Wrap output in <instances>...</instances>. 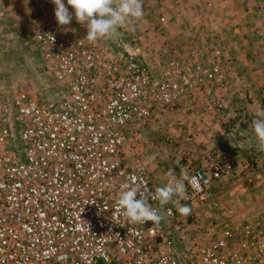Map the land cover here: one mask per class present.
Returning <instances> with one entry per match:
<instances>
[{
    "label": "built area",
    "instance_id": "obj_1",
    "mask_svg": "<svg viewBox=\"0 0 264 264\" xmlns=\"http://www.w3.org/2000/svg\"><path fill=\"white\" fill-rule=\"evenodd\" d=\"M69 29L65 36L49 24L35 33L46 66L63 86L60 99L21 90L11 102L0 101V264H251V246L264 242L253 239L250 223L224 226L208 242L179 245L174 233L198 210L218 205L214 182L234 174L232 159L208 154L207 165L180 164L158 184L121 151L133 124L186 94L201 90L211 97L216 87L222 96V46L212 48L206 63L172 57L155 68L139 42L128 48L119 37L90 42L77 21ZM222 99L211 102L222 107ZM183 169L199 187L185 180L186 191L161 206L155 188L170 175L181 178ZM132 176L163 216L158 226L131 224L116 211ZM184 205L188 216L178 212Z\"/></svg>",
    "mask_w": 264,
    "mask_h": 264
},
{
    "label": "rangeland",
    "instance_id": "obj_2",
    "mask_svg": "<svg viewBox=\"0 0 264 264\" xmlns=\"http://www.w3.org/2000/svg\"><path fill=\"white\" fill-rule=\"evenodd\" d=\"M65 4L72 21H77L67 0ZM143 9L135 26L117 28L103 44L118 37L123 48L139 42L155 68L172 57L206 63L212 48L222 46L217 61L226 85L222 96L216 87L211 97L196 90L133 124L121 148L125 160L142 163L163 184L180 164L205 166L212 153L229 157L235 171L226 181H215L218 205L198 210L183 225V232L175 230V236H181L179 245L208 242L221 236L224 226L250 223L253 239L264 242V233H258L264 221V180L257 176L259 164L264 166V151L258 149L252 128L257 112L264 110V0H143ZM49 24L65 36L70 31V24H58L51 0H0L3 103L21 90L41 100L62 96L63 86L46 66L35 40L37 29ZM82 27L87 31L86 24ZM229 96L234 99L225 107L211 102ZM249 254L251 264H264L257 260L264 247L253 244Z\"/></svg>",
    "mask_w": 264,
    "mask_h": 264
},
{
    "label": "clouds",
    "instance_id": "obj_3",
    "mask_svg": "<svg viewBox=\"0 0 264 264\" xmlns=\"http://www.w3.org/2000/svg\"><path fill=\"white\" fill-rule=\"evenodd\" d=\"M55 5V17L61 26L69 25L72 14L65 0H51ZM67 5L74 9L76 20L87 26L86 40L98 41L116 32L129 20H139L144 15L143 0H67ZM54 40V37H52ZM258 119L252 121L253 132L257 138L258 149L264 151V110L257 112ZM185 180L195 187H199L196 177H189L187 170L183 169L181 178L177 179L170 175L167 185L155 188L153 198L157 199L161 206L172 201L174 195H182L186 191ZM145 190L139 186L135 176L131 177L130 183L122 185V192L115 201L116 211L121 212L131 224H144L152 221L158 226L163 216L152 208L144 195ZM140 199H137V194ZM183 216L191 213V208L184 205L178 209Z\"/></svg>",
    "mask_w": 264,
    "mask_h": 264
},
{
    "label": "crops",
    "instance_id": "obj_4",
    "mask_svg": "<svg viewBox=\"0 0 264 264\" xmlns=\"http://www.w3.org/2000/svg\"><path fill=\"white\" fill-rule=\"evenodd\" d=\"M23 0H19V2L21 3ZM233 99L234 98H230V96H229V98H223L222 99V106L223 107H225V106H227V105H229L230 103H231V101H233ZM217 110V109H216ZM261 161H262V158H261ZM260 165V167H261V169L258 171L259 172V174H257V176H259V177H261V179H263L264 180V166L262 165V164H259ZM258 165V166H259ZM221 180H222V178H220ZM220 179H218L217 180V182L220 180ZM225 179H227V177H223V180L224 181H226ZM216 182V183H217ZM214 184H215V182H214ZM214 190H216L215 188H214ZM218 193L219 192H217V195H218Z\"/></svg>",
    "mask_w": 264,
    "mask_h": 264
}]
</instances>
